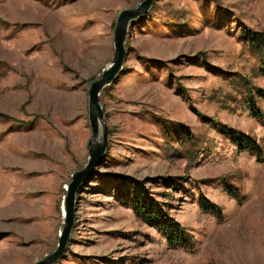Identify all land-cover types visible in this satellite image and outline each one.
Segmentation results:
<instances>
[{
    "label": "rangeland",
    "instance_id": "374dc122",
    "mask_svg": "<svg viewBox=\"0 0 264 264\" xmlns=\"http://www.w3.org/2000/svg\"><path fill=\"white\" fill-rule=\"evenodd\" d=\"M142 1L0 0V264L57 249L67 185L89 159V91L113 60L120 13ZM250 32L264 33V0H156L130 26L123 70L100 96L109 146L56 264H264V158L221 129L264 152ZM147 202L186 247L138 217Z\"/></svg>",
    "mask_w": 264,
    "mask_h": 264
},
{
    "label": "water",
    "instance_id": "95a60500",
    "mask_svg": "<svg viewBox=\"0 0 264 264\" xmlns=\"http://www.w3.org/2000/svg\"><path fill=\"white\" fill-rule=\"evenodd\" d=\"M156 0H143L134 9L123 10L117 21L114 33L115 54L111 64L105 68L101 77L92 84L89 91L90 126L92 137L88 143L89 159L86 166L73 174L67 185L63 201L64 225L59 234L57 249L36 264H56L67 253L69 242L76 221L77 197L82 187L94 176L97 168L102 164L108 146L109 129L105 121V112L100 104V96L104 89L111 86L123 70L127 55L126 40L130 26L136 20L146 16ZM103 132V133H102Z\"/></svg>",
    "mask_w": 264,
    "mask_h": 264
},
{
    "label": "trees",
    "instance_id": "16d2710c",
    "mask_svg": "<svg viewBox=\"0 0 264 264\" xmlns=\"http://www.w3.org/2000/svg\"><path fill=\"white\" fill-rule=\"evenodd\" d=\"M247 35L251 50L256 52V54H259L260 56L261 59L260 67H261V71L264 74V33L250 32V34L248 33ZM251 98L252 99H250L248 103L250 105L252 116L263 121L264 120L263 114L260 111V109L256 106V98L264 99V90L259 89L257 91V95ZM0 117L3 116L0 115ZM221 129L223 131L224 136L230 139L232 144L237 146L240 150L248 151L251 154L256 155L260 159L264 158L263 149L262 147L259 146V144H257L255 140L249 138L248 136H246L241 132H238L234 129H230L226 126H222ZM185 138L188 139V137ZM229 192L230 194H232V196L235 193L231 189L229 190ZM199 204H200V208L205 213L213 214L219 218L223 217L221 207H219L215 203H212L206 197L203 196L202 198H200ZM157 205L158 204L155 203L150 204V202H147L146 204L142 203L140 206L134 205V209L140 219H142L147 224L153 226L161 233H163L164 236L170 242V244L175 246L179 245L182 247H186L184 246L185 242L183 238V228L178 223L169 219L166 213L163 212L162 209H159Z\"/></svg>",
    "mask_w": 264,
    "mask_h": 264
},
{
    "label": "bare ground",
    "instance_id": "6f19581e",
    "mask_svg": "<svg viewBox=\"0 0 264 264\" xmlns=\"http://www.w3.org/2000/svg\"><path fill=\"white\" fill-rule=\"evenodd\" d=\"M63 213H64V210H63Z\"/></svg>",
    "mask_w": 264,
    "mask_h": 264
}]
</instances>
